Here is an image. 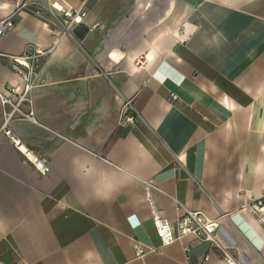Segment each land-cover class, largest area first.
<instances>
[{"label": "crops", "instance_id": "obj_1", "mask_svg": "<svg viewBox=\"0 0 264 264\" xmlns=\"http://www.w3.org/2000/svg\"><path fill=\"white\" fill-rule=\"evenodd\" d=\"M15 1L0 0V19ZM86 8L59 41L61 27L30 11L0 36L7 55L49 50L31 92L36 122L9 128L50 166L40 173L0 135V264H228L192 235L162 245L145 182L174 234L181 204L228 213L218 235L232 255L264 264V224L248 208L264 192V0ZM22 85L0 57V90Z\"/></svg>", "mask_w": 264, "mask_h": 264}, {"label": "built area", "instance_id": "obj_2", "mask_svg": "<svg viewBox=\"0 0 264 264\" xmlns=\"http://www.w3.org/2000/svg\"><path fill=\"white\" fill-rule=\"evenodd\" d=\"M88 1L79 0L80 5L75 8L66 4L63 0H16L13 12L7 17L0 19V36L14 30V17L17 14L23 11H30L39 16L49 15L61 27L58 32L57 40L59 41L64 36L71 34L70 30L73 26L84 22L87 16L86 6ZM48 52L49 50L30 45L20 55H7L0 52V57L7 58L11 70L23 81L21 89L17 86H11L7 92L0 90V101L3 108L0 135L10 139L42 174L48 173L50 169L47 158L25 148L9 126L14 121L24 119L36 122L31 92L36 86L41 59ZM173 98H176L175 94ZM124 113L126 122L129 124L136 122L137 113L129 100L124 105ZM150 188L157 187L153 183L145 182L146 197L152 206L154 226L162 245L172 243L186 235H192L217 249L228 264H243L242 259H237L232 255L231 245L218 235L221 228V219L227 217L228 213L223 212L218 218H211L202 211L188 209L181 204L179 207L181 213L176 221L178 226V234L176 235L172 230L170 221L162 216L161 210L154 206L149 191ZM248 208L255 215L257 221L264 224V192L255 195L250 201ZM135 249L138 255H144L147 252L145 247L139 242L135 243ZM186 249L189 250V248ZM149 250L153 251L156 249L152 248Z\"/></svg>", "mask_w": 264, "mask_h": 264}]
</instances>
